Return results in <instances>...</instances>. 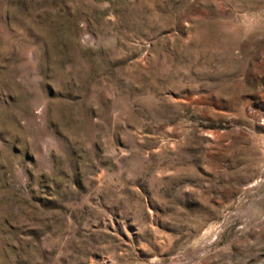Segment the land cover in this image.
I'll return each mask as SVG.
<instances>
[{
	"label": "rangeland",
	"instance_id": "obj_1",
	"mask_svg": "<svg viewBox=\"0 0 264 264\" xmlns=\"http://www.w3.org/2000/svg\"><path fill=\"white\" fill-rule=\"evenodd\" d=\"M0 264H264V0H0Z\"/></svg>",
	"mask_w": 264,
	"mask_h": 264
}]
</instances>
